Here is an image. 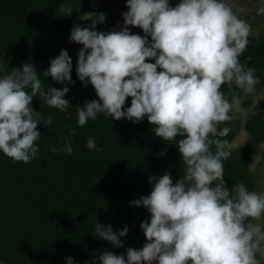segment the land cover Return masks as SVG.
<instances>
[{"label": "clouds", "instance_id": "obj_1", "mask_svg": "<svg viewBox=\"0 0 264 264\" xmlns=\"http://www.w3.org/2000/svg\"><path fill=\"white\" fill-rule=\"evenodd\" d=\"M260 5L257 15L264 16V0ZM126 7L119 31L95 30L106 20L103 12L94 13L91 25L71 30L70 41L82 45L76 75L98 97L77 107V124L83 127L98 114L132 123L146 117L155 136L176 144L184 168L175 183L167 171L150 175V194L130 202L150 213V222L140 224L143 247L121 255L103 251L96 259L99 264H264V192L242 182L229 190L223 167L232 148L225 139L232 130L228 125L242 112L236 90L252 94L261 84L256 69L240 61L252 26L227 0H179L174 7L169 0H126ZM59 11L69 17L74 10L62 4ZM130 27L144 35L132 34ZM71 72L72 58L62 49L42 74L73 84ZM0 73V152L27 164L39 158L38 125L53 124L51 115L44 118L33 109V98L66 112L70 89L45 87L31 62L10 71L0 63ZM74 135L70 130L51 151L71 155ZM86 139L89 150L103 151L95 138ZM165 154L166 149L159 153ZM128 231L126 225L117 233L97 222L92 235L121 248ZM66 259L74 264L73 257Z\"/></svg>", "mask_w": 264, "mask_h": 264}, {"label": "trees", "instance_id": "obj_2", "mask_svg": "<svg viewBox=\"0 0 264 264\" xmlns=\"http://www.w3.org/2000/svg\"><path fill=\"white\" fill-rule=\"evenodd\" d=\"M89 2L0 0V63L10 71L31 62L45 87H69L65 99L72 105L61 112L34 97L33 109L44 118L53 117L48 128L38 125L39 158L13 163L0 152V264H67L69 256L74 264H99L96 257L103 251L121 255L129 247L141 249L146 238L140 224L150 222V213L130 202L150 194V175L158 178L167 171L173 183L183 175L178 147L155 136L146 117L132 123L98 114L96 120L78 126L77 107L98 99L91 84L85 87L76 75L82 45L70 41L71 30ZM169 2L174 7L179 0ZM62 4L73 7L71 16H61ZM249 41L241 63L264 69V34L250 36ZM62 49L72 58L73 84H58L42 74ZM222 91L229 92L227 85ZM130 104L129 97L125 107ZM70 130L75 132L70 137L73 153H53L52 147L62 146ZM89 136L103 151L86 147ZM238 164L231 156L223 162L227 188L242 182L252 191L251 176ZM97 222L111 225L117 233L126 225L128 234L120 238L124 247L94 237Z\"/></svg>", "mask_w": 264, "mask_h": 264}, {"label": "rangeland", "instance_id": "obj_3", "mask_svg": "<svg viewBox=\"0 0 264 264\" xmlns=\"http://www.w3.org/2000/svg\"><path fill=\"white\" fill-rule=\"evenodd\" d=\"M227 2L241 19L252 26V37L264 34V16L257 15V9L261 6L260 0H227ZM127 10L126 0H90L75 24L81 27L89 26L92 23L90 19H96L94 13L103 12L106 20L102 24H97L96 30L119 31L123 26L122 13ZM130 32L144 35L142 29L138 27H130ZM255 75L261 79V84L256 86L255 93L246 95L241 90H236L235 94L240 101L242 112L228 125L232 130L225 139L232 145L230 156L239 162V168L251 176L252 191L264 192V69H256ZM226 95L231 99L229 92Z\"/></svg>", "mask_w": 264, "mask_h": 264}]
</instances>
